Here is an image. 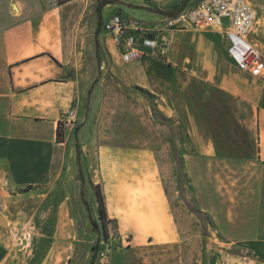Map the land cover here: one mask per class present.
I'll return each instance as SVG.
<instances>
[{
	"label": "rangeland",
	"instance_id": "374dc122",
	"mask_svg": "<svg viewBox=\"0 0 264 264\" xmlns=\"http://www.w3.org/2000/svg\"><path fill=\"white\" fill-rule=\"evenodd\" d=\"M123 1L151 13L159 10L158 5H165V11H170L167 15L172 16L200 0ZM254 1L264 4L262 0ZM98 2L79 0L70 21L78 24L82 43H92L83 54L86 70L99 69L109 76L103 88L93 86V105L107 106L92 125V132L99 133L88 139L77 134L82 126L78 117L73 128H63L61 141L66 139L65 132L70 135L69 141L54 158L52 169L56 177L59 169L71 165V150L79 143L83 183L77 161L74 179L57 178L44 185L21 186L1 180L0 215L6 227L0 226V264H45L39 260L45 259L46 249L54 243L52 238L46 240L40 235L53 215L57 219L59 248L46 264H90L94 253L96 264H121V256L130 264H253V255L247 248L227 243L216 232L208 214L199 210L198 191L192 184L186 159L196 152L189 140L197 134L214 135L220 141L216 143L223 147L235 150L239 146L243 150L245 142L235 140L246 133L241 113L253 112L249 105L257 104L259 98L256 95L254 104L248 102L244 89L252 84V77L261 76L259 68L264 61L245 70L233 59L221 35L190 32L182 36L172 32L171 49L165 56L154 58L161 67L151 68L146 60L141 64H121L114 70L122 71L124 78L111 79V55L104 44L100 48L95 45V35H104L103 25L96 31ZM109 13L106 10L105 17ZM223 25H229L227 19ZM257 25L260 24L256 28ZM69 76L73 77V73ZM98 184L106 199L108 239L104 237L100 213L92 218L99 206ZM162 201L169 202L176 228L190 232L191 237L185 242L176 239L178 243L170 246L154 247L150 253L149 247L141 243L152 240L145 233L153 224L154 232L166 229L158 221ZM44 209L47 221L41 216L38 219ZM38 248H43L39 254L35 252Z\"/></svg>",
	"mask_w": 264,
	"mask_h": 264
},
{
	"label": "crops",
	"instance_id": "0c3cea01",
	"mask_svg": "<svg viewBox=\"0 0 264 264\" xmlns=\"http://www.w3.org/2000/svg\"><path fill=\"white\" fill-rule=\"evenodd\" d=\"M251 1L256 7L257 23L260 20L261 24L257 25L250 40L259 48L264 61V4ZM78 2L0 0V181L21 186L44 185L57 178L63 181L74 179L76 145L71 150L72 164L59 169L56 177L52 173L54 158L65 150L63 147L70 136L65 132V141L58 140V125L63 115L72 109L77 112L78 122L82 125L77 131L79 137L99 133L97 130L92 132V125L107 105H93V86L103 88L109 76L99 69L89 72L84 67L87 61L83 54L85 49L90 50L92 43H82L78 24L70 21ZM132 4L116 0V3L106 5L102 10V25L114 13L120 12L165 27L164 22L169 17L164 14L165 5H158L159 10L151 13L132 7ZM106 10L110 12L108 17H105ZM259 14H262L261 18ZM177 27L166 29L159 37L161 45L167 43L166 52L172 47V32L182 36H188L190 32L216 33L226 40L227 47L229 45L225 34L219 30ZM87 37L89 41L90 36H84L86 40ZM97 39L111 55L110 78L123 79L124 73L114 70L124 63L112 38L104 32V35H95V45ZM227 58L231 62L228 54ZM144 60L151 68L161 67L159 61L149 57L134 63L141 64ZM259 70L261 76L252 77V84L244 89L248 102L254 104L256 95L259 98L257 104L249 105L253 112L241 113L246 133L241 137L237 135L235 140L245 142L243 150L239 146L235 150L223 147L216 143L219 140L214 135L197 134L189 140L194 143L196 152L186 159L189 176L198 191L199 210L208 214L216 232L227 243L246 247L253 255V264H264V64ZM70 72L73 77L69 76ZM221 74L226 75L224 71ZM230 80L233 83L234 78L230 76ZM62 123L65 129L69 128L67 121ZM45 210L39 213L38 219L41 216L48 220ZM99 213L98 206L92 218ZM160 215L158 221L166 229L154 232L153 224L145 233L152 240L141 243L149 247L150 253L154 252V247L170 246L179 239L185 242L191 237L190 232L176 228L174 212L168 201H162ZM56 222L53 215L50 224L45 225L47 229L40 235L46 240L52 238L54 243L53 247L46 249L48 254L44 260H39L40 263L46 264L58 252ZM42 250L38 248L35 252L39 254ZM120 260L121 264H130L125 257L121 256ZM131 264L137 263L133 261Z\"/></svg>",
	"mask_w": 264,
	"mask_h": 264
},
{
	"label": "built area",
	"instance_id": "2783aa9c",
	"mask_svg": "<svg viewBox=\"0 0 264 264\" xmlns=\"http://www.w3.org/2000/svg\"><path fill=\"white\" fill-rule=\"evenodd\" d=\"M225 19L229 23L227 27L223 25ZM164 23L169 26L161 27L117 12L104 22L103 31L112 38L124 64L140 61L144 57L165 56L168 46L166 42L161 45L159 37L166 29L175 26L198 30L220 29L228 39L229 53L245 70L263 60L261 51L250 40L257 24V11L251 0H200L167 17ZM61 121H69L67 130H70L76 124L77 112L70 110ZM104 255L102 253L101 259Z\"/></svg>",
	"mask_w": 264,
	"mask_h": 264
},
{
	"label": "trees",
	"instance_id": "16d2710c",
	"mask_svg": "<svg viewBox=\"0 0 264 264\" xmlns=\"http://www.w3.org/2000/svg\"><path fill=\"white\" fill-rule=\"evenodd\" d=\"M72 0H58L60 4H65L67 2H70ZM142 1H149V0H142ZM116 3V0H99L96 11L99 17L98 20V25H97V32L101 30L102 26V21H103V16H102V10L103 8L108 5V4H114ZM164 14H170V11L165 12ZM96 45L97 48H100V42L97 39L96 40ZM63 123L62 121L59 122L58 129H57V138L58 140H62L63 137ZM77 166H78V174L80 177L81 182L83 183V167H82V151L79 143L77 144ZM96 190H97V196H98V202H99V208H100V215L103 220V229H104V237L105 239L109 238L108 234V227L107 223H109V216H108V211H107V206H106V199L102 191V187L100 184L96 185ZM96 228L97 225L95 224ZM96 252V251H95ZM90 264H96V253H94L92 260Z\"/></svg>",
	"mask_w": 264,
	"mask_h": 264
},
{
	"label": "water",
	"instance_id": "95a60500",
	"mask_svg": "<svg viewBox=\"0 0 264 264\" xmlns=\"http://www.w3.org/2000/svg\"><path fill=\"white\" fill-rule=\"evenodd\" d=\"M0 226L6 227V220L2 215H0Z\"/></svg>",
	"mask_w": 264,
	"mask_h": 264
},
{
	"label": "bare ground",
	"instance_id": "6f19581e",
	"mask_svg": "<svg viewBox=\"0 0 264 264\" xmlns=\"http://www.w3.org/2000/svg\"><path fill=\"white\" fill-rule=\"evenodd\" d=\"M257 24H261V21H260V22L258 21ZM216 30H219V31H220V29H216ZM261 54H262V53H261ZM67 124L69 125V121H67Z\"/></svg>",
	"mask_w": 264,
	"mask_h": 264
}]
</instances>
